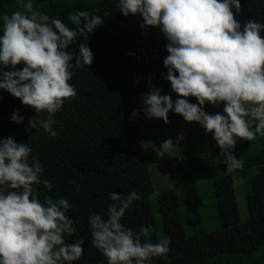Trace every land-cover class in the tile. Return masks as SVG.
I'll list each match as a JSON object with an SVG mask.
<instances>
[{"label": "clouds", "instance_id": "9594fccd", "mask_svg": "<svg viewBox=\"0 0 264 264\" xmlns=\"http://www.w3.org/2000/svg\"><path fill=\"white\" fill-rule=\"evenodd\" d=\"M16 2L21 10L0 13V90L35 114H47L44 119L30 118L26 132L43 129L55 137V114L77 95L70 83L72 69L88 66L94 58L89 46L76 39L87 40L85 34H92L104 20L75 10L66 23L40 11L33 0ZM116 7L125 17L140 18L141 29L158 28L165 40L167 72L161 75L177 98L162 95L150 76V90L142 94L144 117L168 123L171 111L196 122L214 139L226 173L242 169V159L233 153L237 140L264 137V23L237 20L240 0H117ZM71 45L78 51L70 50ZM207 104H223L222 112H207ZM138 114L133 111L129 119ZM23 120L18 110L9 116L16 124ZM183 140L182 133L175 141L165 139L157 155L163 157ZM31 153L28 144L11 136L0 139V264H73L83 255L84 241L66 240L75 233L66 215L71 204L63 197L40 200L34 185L49 190L53 185L41 180L44 169L38 159H30ZM108 196L113 203L105 215L88 217L90 243L107 264H149L154 257L166 258L168 237L153 242L152 225L134 231L121 222L140 195L133 190Z\"/></svg>", "mask_w": 264, "mask_h": 264}, {"label": "trees", "instance_id": "16d2710c", "mask_svg": "<svg viewBox=\"0 0 264 264\" xmlns=\"http://www.w3.org/2000/svg\"><path fill=\"white\" fill-rule=\"evenodd\" d=\"M33 3L40 11L50 17L58 16L66 23L67 15L75 10L95 13L104 21L92 34H85L87 40L85 36L76 39L77 43L89 46L94 58L90 65L72 69L70 83L77 95L65 100L55 114L53 128L57 135L52 137L35 128L26 132L30 118L44 119L47 114H35L33 108L0 90V139L11 136L32 148L30 159H38L44 169L41 180L47 179L53 185L50 190L42 184L34 185L42 202L45 196L63 197L71 204L66 215L73 221L75 233L66 240L81 238L84 251L96 250L95 260L82 261V255L73 264H107L90 243L89 215H105L113 203L109 193L126 195L133 190L140 199L126 209L121 222L138 231L136 219L154 212L151 203L154 178L138 121L129 117L134 111L133 98L150 90V76L152 86L170 87V82L161 75L167 72L163 67L167 55L165 40L158 28L150 26L145 31L139 27L140 18L125 17L116 7L117 0H33ZM240 4L241 12L235 18L242 24L249 19L264 23V0H240ZM14 10H21L16 0H0V13ZM69 49L78 51L76 45ZM14 110L24 117L22 123L9 121ZM142 124H146L144 119ZM155 137L160 140L159 135ZM212 142L216 162L211 163L212 159L211 164L186 170L182 182L176 183L185 184L187 217L183 220L184 216L178 213L166 215L173 227L185 221L192 229L191 234L170 239L166 258L154 257L149 264H264V137L258 136L252 142L237 140L233 153L242 159L244 166L231 174L226 173L222 157L218 156L219 148L214 139ZM253 168H257V173H251L253 186L247 197L251 218L243 222L234 176L248 177ZM204 179H212L221 224L220 229L209 232L203 227L196 190L197 182ZM157 205L162 216L161 201Z\"/></svg>", "mask_w": 264, "mask_h": 264}, {"label": "rangeland", "instance_id": "374dc122", "mask_svg": "<svg viewBox=\"0 0 264 264\" xmlns=\"http://www.w3.org/2000/svg\"><path fill=\"white\" fill-rule=\"evenodd\" d=\"M161 94H168L173 100L177 98V94L172 92L170 87L162 89ZM188 99L190 102H196L194 97ZM132 101L134 111L139 113L136 119L142 134L146 159L154 178L155 190L154 197L152 196L153 201H151L154 212L152 214L144 213L136 221H139V226L152 225V241L165 236L169 239L187 237L192 232L190 226H187L184 221L181 222L182 224L173 227L172 224H168L166 215L173 216L178 213L182 218L184 216L183 220L187 217L185 184L176 183L182 180L186 170L192 171L195 166L216 162L213 138L210 133H205L204 129L198 126L196 122H186L179 114H174L171 111L169 112L168 123H164L161 119H146L143 112L140 111L142 108V94L134 97ZM222 109L223 104L219 106L205 105V110L209 113L222 112ZM142 119L146 122L145 125L142 124ZM181 133L184 135V140L179 145H174L171 151L164 152L163 157L157 155V152L160 151L159 147L165 139L171 137L175 141L177 134ZM155 135H159L160 140ZM244 141L246 142V140ZM180 165L181 167H179ZM251 173H257V168H253L248 177L234 176V185L243 222H247L251 218L247 198L253 186L250 180ZM211 180L204 179L196 184L203 227L207 232L221 228ZM158 201H161V207L163 208L162 216L157 205ZM164 203L167 204V208L164 207ZM140 208H142V205ZM95 257L96 250L84 251L81 260L87 261L88 258L95 260Z\"/></svg>", "mask_w": 264, "mask_h": 264}]
</instances>
